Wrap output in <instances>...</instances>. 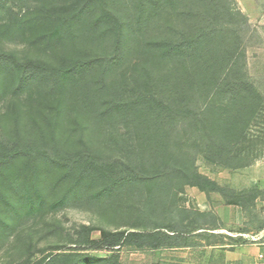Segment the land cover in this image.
<instances>
[{
    "label": "trees",
    "instance_id": "16d2710c",
    "mask_svg": "<svg viewBox=\"0 0 264 264\" xmlns=\"http://www.w3.org/2000/svg\"><path fill=\"white\" fill-rule=\"evenodd\" d=\"M250 31L236 0H0V252L17 242V264H124L121 247H191L188 187L251 211L260 189L198 165L264 156ZM69 208L123 223L92 238L93 225L55 218ZM61 234L32 263L36 239Z\"/></svg>",
    "mask_w": 264,
    "mask_h": 264
},
{
    "label": "rangeland",
    "instance_id": "374dc122",
    "mask_svg": "<svg viewBox=\"0 0 264 264\" xmlns=\"http://www.w3.org/2000/svg\"><path fill=\"white\" fill-rule=\"evenodd\" d=\"M236 1L239 8L248 16L251 25L246 46L248 69L254 81L264 89V0ZM198 165L202 173L221 185L238 191L257 187L264 196V156L251 167L239 170L209 165L202 158H199ZM199 191L201 190L198 188L188 187L183 196V205L190 211L186 213L190 217L188 219L195 221L194 224L199 227L189 235L193 246L160 250L121 247L120 261L124 264H226L227 260L237 257V252L231 251L232 245L264 241V227L261 228L264 226V199H257L256 206L252 207L251 211H244L245 219H237L236 208L223 211L217 199ZM214 193L212 195H215ZM55 218L68 230H73V227L79 224L93 225L95 229L91 233L92 238L100 237L99 228L113 229L123 223L121 218L101 215L96 210L84 208L66 209L59 212ZM66 241L65 234L38 241L36 239L32 263L42 256V249L46 250L43 254L55 253L53 249L55 245ZM17 244L12 242L0 252V263L17 264L20 261V257L14 254ZM88 253L98 257L111 254L107 250H92Z\"/></svg>",
    "mask_w": 264,
    "mask_h": 264
},
{
    "label": "crops",
    "instance_id": "0c3cea01",
    "mask_svg": "<svg viewBox=\"0 0 264 264\" xmlns=\"http://www.w3.org/2000/svg\"><path fill=\"white\" fill-rule=\"evenodd\" d=\"M193 188H196V187H193ZM199 193L204 194L205 192L199 191ZM214 194L215 195H212L211 193L210 197L211 198L213 197L219 201L220 208L223 211L229 210V208L230 210L231 208L232 209L236 208V211H237L236 218L245 219L244 211L240 206L235 205V204H227L224 202L223 198L219 195V193L215 192ZM211 245L213 244L211 243ZM232 246H233V249H231V251L237 252V257L233 258L232 260L230 259V261L227 260L226 264H264V241L259 240V241L250 242V243L241 242V243L234 244Z\"/></svg>",
    "mask_w": 264,
    "mask_h": 264
},
{
    "label": "built area",
    "instance_id": "2783aa9c",
    "mask_svg": "<svg viewBox=\"0 0 264 264\" xmlns=\"http://www.w3.org/2000/svg\"><path fill=\"white\" fill-rule=\"evenodd\" d=\"M262 256V255H261Z\"/></svg>",
    "mask_w": 264,
    "mask_h": 264
}]
</instances>
